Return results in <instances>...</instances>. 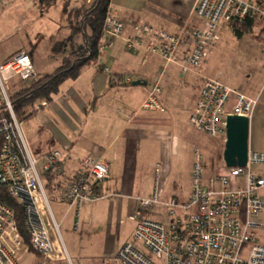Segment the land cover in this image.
Here are the masks:
<instances>
[{"label":"built area","instance_id":"2783aa9c","mask_svg":"<svg viewBox=\"0 0 264 264\" xmlns=\"http://www.w3.org/2000/svg\"><path fill=\"white\" fill-rule=\"evenodd\" d=\"M90 0H87L89 2ZM1 9V0H0ZM194 25L183 26L179 33L147 23L135 22L126 31V24L108 9L97 45L100 54L121 39L127 51H145L156 55L165 67L170 62L201 76L210 47L218 40L220 25L231 26L245 21L264 20V0H196L192 10ZM185 31L189 32L190 48L178 60L176 54ZM264 56V44L260 47ZM112 83L121 79L111 75ZM35 68L26 51H19L0 61V103L9 113L0 117V186L23 209V220L29 237L26 245L17 228L13 211L0 201V264H18L13 254L22 248L37 254L34 264H53L62 258L60 222L55 219L45 188L47 176L59 203L73 210V226H79L81 207L107 198L100 182L108 174V165L101 157L87 156L77 168L66 172L68 157L62 150L51 148L43 154L34 153L24 139L20 122L10 103V88L17 82L34 79ZM130 83V78L122 79ZM161 86L152 85L140 108L162 111L158 95ZM42 105L46 101L41 102ZM256 99L247 97L219 79L201 77V85L189 116L190 125L209 137L225 141L226 116L250 118ZM191 191L185 200L162 199L159 184V164L155 167V182L148 196H136L137 208L130 218L134 221L131 239L115 256L103 257L100 264H264V200L258 191L264 188V176L253 166H264V152L248 151L245 166L227 167L203 176L201 156L195 149ZM223 160V159H222ZM64 178V179H62ZM42 179L46 181L43 184ZM63 181H62V180ZM165 208L170 221L146 218L144 211Z\"/></svg>","mask_w":264,"mask_h":264},{"label":"crops","instance_id":"0c3cea01","mask_svg":"<svg viewBox=\"0 0 264 264\" xmlns=\"http://www.w3.org/2000/svg\"><path fill=\"white\" fill-rule=\"evenodd\" d=\"M78 1L81 0H76V3ZM195 1L110 0L108 9L126 24V31L130 30L133 23L140 22L177 34L183 26L190 27L197 23L192 13ZM63 2L68 3L69 0ZM82 4L84 0L76 6L68 5V8ZM5 10L1 9L0 13ZM60 26L54 35L56 39L64 37L66 32ZM225 28L226 25L222 24L219 30ZM246 34L233 36L238 46L243 43ZM251 37L255 43L250 38L249 42L241 46V50L245 49V77L240 82L226 85L256 99L249 118L248 151L264 152V56L260 52L258 40L253 35ZM220 39L221 34H218V40L210 47L209 53L217 47ZM47 40L49 43V38ZM182 40L176 60L190 48L188 31H185ZM159 59L145 51L129 52L123 41L116 39L76 78L64 81L45 105L41 104L42 101L36 102L33 115L20 122L22 135L34 153L43 154L51 148L65 152L68 174L77 168L79 160L87 156L105 160L108 174L100 186L105 194H110L102 199H108V219L113 208L121 210L126 203L129 208L135 209L136 196L152 193L156 164H159L161 196L185 200L191 191L192 169L182 172L180 163L177 160L173 164L172 157L180 137L177 130L184 120L189 122L201 77L206 74L201 71V76H197L189 71L186 72L189 73L187 76L181 72L177 61L162 67ZM105 67L121 81L112 83L110 75L103 70ZM125 77L130 78V83L122 81ZM136 80L141 83L133 85L132 82ZM155 83L161 86L158 99L163 110L141 109L142 101ZM153 153L157 156L155 163L147 161L148 155ZM253 170L264 176V166L255 165ZM258 193L264 200V188ZM55 206H65L64 215L65 211L73 212L64 204L56 203ZM117 250L108 254L113 257ZM97 264H100V260Z\"/></svg>","mask_w":264,"mask_h":264},{"label":"rangeland","instance_id":"374dc122","mask_svg":"<svg viewBox=\"0 0 264 264\" xmlns=\"http://www.w3.org/2000/svg\"><path fill=\"white\" fill-rule=\"evenodd\" d=\"M93 1L84 0V3L90 5ZM82 2L83 0L78 1V3L76 0H69L67 5L76 6ZM4 3L7 10L0 13V61H4L9 54H15L21 50L26 51L31 57L35 68V77H41L45 73L53 71L60 62L62 55L52 56L50 54V44L47 39L56 34L60 25H65L63 20L65 2L63 0H51V3L46 7L41 5V0H5ZM263 26L264 20L254 22L252 30L247 34L244 33L246 37H244L243 43L249 42L252 38L251 35H253L258 40L260 48L264 44V39L262 40L259 36ZM218 34H221L219 44L209 53L201 71L206 74H203L205 77L219 79L225 84H235L245 77L246 62L243 61L245 59L243 50L245 49L242 48L241 50V46L244 44L241 43L240 46L237 45L238 43L236 44L237 39L233 37L235 35L227 25L222 31L219 30ZM252 40L255 43L254 38ZM159 60L163 67V61ZM188 74L186 73L187 76ZM33 80L15 83L10 88V96ZM2 105L0 103V107ZM177 133L180 137L172 160L173 164L178 160L182 172L192 169L195 161V149L201 156L200 164L203 176L221 171L224 165L222 160L224 141L221 138L209 137L195 130L185 120L179 126ZM147 159H149L147 161L155 163L156 153L148 155ZM152 179L154 180L153 177ZM42 181L43 184L46 183L44 179ZM190 188L191 183L189 184ZM45 190L55 219L61 224L59 243L62 258L53 261V264H97L103 257L111 260L112 254L108 253L117 250L131 239L135 223L130 216L136 208L131 209L125 203L121 210L113 208L110 214L111 218L108 219V199L97 201L91 205H84L81 207L78 217L79 226L74 228L75 216H73V212L65 211L66 214L64 215L65 206L60 208L55 206L56 203L61 204L57 200L55 188L53 186L46 187ZM162 199L166 200L167 197L162 196ZM144 214L146 218L162 222L171 220L163 207L145 210ZM261 241H264V232H262ZM13 258L18 264H34L38 260L37 254L28 251L26 248H22L13 254Z\"/></svg>","mask_w":264,"mask_h":264},{"label":"trees","instance_id":"16d2710c","mask_svg":"<svg viewBox=\"0 0 264 264\" xmlns=\"http://www.w3.org/2000/svg\"><path fill=\"white\" fill-rule=\"evenodd\" d=\"M4 1L1 2L2 9L6 7ZM50 3L51 0H41L43 7ZM109 3L110 0H94L90 5L84 3L75 8H68L65 3L63 7L65 25L61 27L66 29L65 35L61 39H56L54 35L49 37L50 53L62 55L59 65L52 72L35 77L30 84L9 96L12 111L19 122L33 115L36 102L50 101L64 81L76 78L85 67L98 58L97 45ZM253 24L251 21H245L241 24H233L230 28L236 37H241L252 30ZM259 36L264 39V26L260 29ZM2 116H9L3 105L0 107V117ZM2 143L3 138L0 136V151ZM46 176L47 181L49 180L47 187H52L53 177ZM0 201L13 211L22 240L28 245L29 237L21 205L10 197L2 186H0Z\"/></svg>","mask_w":264,"mask_h":264},{"label":"water","instance_id":"95a60500","mask_svg":"<svg viewBox=\"0 0 264 264\" xmlns=\"http://www.w3.org/2000/svg\"><path fill=\"white\" fill-rule=\"evenodd\" d=\"M133 85L141 82L136 80ZM249 118L239 115L226 116V131L222 159L227 167L245 166L248 153Z\"/></svg>","mask_w":264,"mask_h":264}]
</instances>
